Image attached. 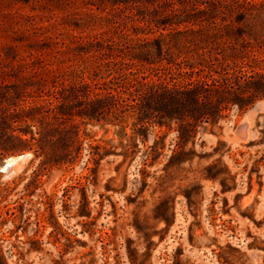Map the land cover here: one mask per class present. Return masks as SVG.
I'll use <instances>...</instances> for the list:
<instances>
[{
    "label": "rangeland",
    "instance_id": "1",
    "mask_svg": "<svg viewBox=\"0 0 264 264\" xmlns=\"http://www.w3.org/2000/svg\"><path fill=\"white\" fill-rule=\"evenodd\" d=\"M0 264H264L252 5L0 0Z\"/></svg>",
    "mask_w": 264,
    "mask_h": 264
},
{
    "label": "trees",
    "instance_id": "2",
    "mask_svg": "<svg viewBox=\"0 0 264 264\" xmlns=\"http://www.w3.org/2000/svg\"><path fill=\"white\" fill-rule=\"evenodd\" d=\"M248 4L252 5L253 8L257 10V16L258 18L264 20V0H245ZM141 45L135 44L133 47H131L129 50L125 52V55L130 59H147L152 60V58L143 55L141 52H139V48ZM89 51V49H88ZM169 61H172L169 59Z\"/></svg>",
    "mask_w": 264,
    "mask_h": 264
},
{
    "label": "bare ground",
    "instance_id": "3",
    "mask_svg": "<svg viewBox=\"0 0 264 264\" xmlns=\"http://www.w3.org/2000/svg\"><path fill=\"white\" fill-rule=\"evenodd\" d=\"M20 158H24V157H11L10 160L8 161L9 162V165L12 164L13 162H15L16 160L20 159Z\"/></svg>",
    "mask_w": 264,
    "mask_h": 264
}]
</instances>
